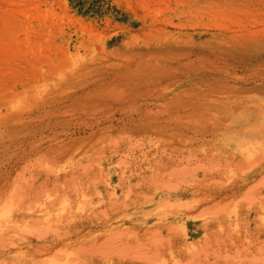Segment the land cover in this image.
<instances>
[{
	"label": "rangeland",
	"instance_id": "obj_1",
	"mask_svg": "<svg viewBox=\"0 0 264 264\" xmlns=\"http://www.w3.org/2000/svg\"><path fill=\"white\" fill-rule=\"evenodd\" d=\"M0 238L264 264V0H0Z\"/></svg>",
	"mask_w": 264,
	"mask_h": 264
},
{
	"label": "bare ground",
	"instance_id": "obj_2",
	"mask_svg": "<svg viewBox=\"0 0 264 264\" xmlns=\"http://www.w3.org/2000/svg\"><path fill=\"white\" fill-rule=\"evenodd\" d=\"M140 217H142V216H140ZM143 218V217H142ZM174 218V217H173ZM16 222H18V220H16ZM4 229V228H3ZM8 229V228H7ZM73 230H71V232H73L74 234H78V233H80V229H77V226H73V228H72ZM69 238L71 239V237L69 236ZM84 238H87L85 235H82V237L79 239V240H81V239H84ZM1 239V238H0ZM145 239V238H144ZM144 239H140V238H138V239H136L135 240V242L137 243V244H142L143 242H145L144 241ZM39 240V239H38ZM60 240H62V238H60ZM60 240L59 239H52V240H49V241H44L41 245H39L38 243L37 244H34L33 243V241L31 240V239H28V240H26L24 243H25V245H27V247L28 248H31V249H33V247H34V245H37L36 247H37V250L38 251H40V250H51V249H53L59 242H60ZM4 241V240H3ZM90 243H88V245H89ZM136 244V245H137ZM84 246V244H82L81 245V247H83ZM86 246V245H85ZM23 247H20V249H22ZM77 248V247H76ZM78 248H79V246H78ZM86 249V248H85ZM77 250H79V249H77ZM83 250V249H82ZM84 251V250H83ZM87 251V250H86ZM12 251L11 250H2V251H0V256H7V255H10V253H11ZM20 253H17V254H15V255H13V256H17V255H19ZM86 256V255H85ZM84 256V257H85ZM152 261L153 260H146V264H151L152 263ZM134 264V263H133ZM136 264V263H135Z\"/></svg>",
	"mask_w": 264,
	"mask_h": 264
}]
</instances>
